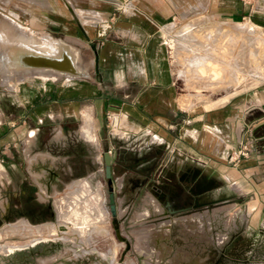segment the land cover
Returning <instances> with one entry per match:
<instances>
[{"label": "rangeland", "instance_id": "374dc122", "mask_svg": "<svg viewBox=\"0 0 264 264\" xmlns=\"http://www.w3.org/2000/svg\"><path fill=\"white\" fill-rule=\"evenodd\" d=\"M145 1L150 4L157 0ZM164 1L172 7L173 16L164 26L162 44L183 107L202 104L212 108L245 102L255 94L264 97V0ZM226 1L253 8L255 16L236 23L218 15L217 3ZM83 3L88 0H0V30L6 27L17 32L13 35L14 50L23 46L19 31L53 43L46 48L49 51L45 50L47 54L51 50L48 57L44 50L41 56H45L41 57L35 44L26 58L13 52L0 63V132L18 150L15 155L14 145L7 146V154L15 155V159H9L4 153L6 146L0 143V170L5 172L0 176V264H174V245L187 246L196 257L209 254L207 264H263V224L256 234L243 216L246 207L233 206L232 198L210 203L208 211L189 212L202 213L209 219L193 229L184 230L175 223L176 217L169 216L173 237L170 246L156 237L163 211L160 214V205L152 198L153 183L148 182L144 192L136 194L126 187V177L119 193L117 183L122 180L112 176L115 198L122 194L131 205L126 213L117 210V216H112L104 153L111 151L112 159L127 158L133 151H159L160 145L147 135L140 139L124 137L122 126L114 124V116L88 110L85 101L78 120L64 116L58 90L90 79L98 66L97 50L86 41L91 33L76 32L66 24L63 29L62 25L64 20H72V4L83 7ZM57 43L60 56L54 53ZM25 44L28 47V41ZM67 49L78 53L74 62L80 73L74 79H61L60 75L55 78L52 69L34 67L38 60L64 61L69 57ZM81 54L89 72L82 65ZM28 87L34 98L25 102ZM238 150H233L231 156H236ZM42 154L49 157L30 165ZM30 168L46 174L36 180ZM69 194L75 200L69 201ZM3 200L6 209L1 205ZM55 201L62 203L59 213ZM224 206L229 208L220 213L222 208H217ZM76 209L96 213V217L72 222ZM61 224L68 225L69 232L63 233ZM180 230L196 237L177 240L174 237ZM253 233L256 237L252 238ZM10 245L25 247L8 252Z\"/></svg>", "mask_w": 264, "mask_h": 264}, {"label": "crops", "instance_id": "0c3cea01", "mask_svg": "<svg viewBox=\"0 0 264 264\" xmlns=\"http://www.w3.org/2000/svg\"><path fill=\"white\" fill-rule=\"evenodd\" d=\"M83 4H72V20L66 19L62 25L63 29L91 33L86 41L97 50L98 66L90 79L58 90L64 116L78 120L85 101L88 110L114 116V124L122 126L124 137L140 139L147 135L160 145L159 151L149 148L133 151L131 157L113 158V176L122 180L117 183L118 192L122 193L126 177V187L136 194L144 192L145 185L152 182V198L172 218L203 215L188 213L208 211L210 203L232 198L233 206L246 207L243 216L256 234L263 224L264 245V97L255 94L245 102L212 108L202 104L183 107L162 44L164 26L173 16L172 7L164 0L150 4L145 0H88ZM216 8L218 15L236 23L255 16L253 8L245 9L235 2H218ZM31 92L28 87L25 102L33 100ZM247 127L249 133L245 131ZM1 135L0 132V143L6 146L4 153L15 159V144ZM12 144L14 156L7 154V146ZM244 144L250 146V154L232 157V151ZM1 175H5L2 170ZM130 207L122 194L117 197L118 211L126 213ZM227 207L217 209L222 208V213ZM192 237L196 236L181 231L174 238ZM186 248L174 245L171 253L188 251Z\"/></svg>", "mask_w": 264, "mask_h": 264}, {"label": "bare ground", "instance_id": "6f19581e", "mask_svg": "<svg viewBox=\"0 0 264 264\" xmlns=\"http://www.w3.org/2000/svg\"><path fill=\"white\" fill-rule=\"evenodd\" d=\"M17 26V25H16ZM13 29V28H12ZM14 30H15V28H14ZM11 31H13V30H11V29H9V28H6V27H4V29L3 30H0V48H3V49H5L3 52L1 51V49H0V63H2V62H4L5 60H8L9 58H10V56H11V54H13V52H15V53H19V55H21L22 57L21 58H26L27 57V52H30V48H32V45H35L36 44V49H37V47H38V50H40V51H38L37 53L38 54H40V56H41V52H43V50H44V52H45V50H46V48L48 47V45H49V43H50V40L47 38L46 40H44V41H41V39H38V37H36V36H34V35H30V34H26V33H24V32H20L19 31V33H18V38H19V42L21 43V42H23V46L22 45H19V46H16V50H14V44H13V41H14V32H11ZM15 34H17V32H15ZM16 39V38H15ZM45 39V38H44ZM54 40H56V39H54ZM54 40H53V42H54ZM25 41H28V47H25L26 46V44H25ZM15 42V41H14ZM57 42V41H56ZM62 42V41H61ZM52 43V42H51ZM50 43V44H51ZM17 45V44H16ZM51 45H53V43L51 44ZM50 45V46H51ZM31 46V47H30ZM49 46V47H50ZM48 47V48H49ZM66 47H68V46H66ZM71 47V46H70ZM29 50H28V49ZM74 48V47H73ZM54 53L57 55V56H60V46H59V44L57 43V45L54 47ZM28 50V51H27ZM32 50V49H31ZM61 50H63V49H61ZM75 50V49H74ZM73 49H67V51H68V53H69V57H67V59H65L64 61L61 59V60H59V59H57V60H50V61H46V62H43V61H34L35 62V64H34V67L35 68H38V69H40V68H45V67H47L48 69L50 68V69H52V73H53V76L55 77V78H59V75H60V77L61 76H63L61 79H70V80H72V79H74L73 77L75 76V75H78V73H80L79 71H80V67L77 65V64H75V62H74V60L76 59V56L78 55V53L76 52V51H74ZM47 51H49V50H46V52ZM78 51V50H77ZM6 52V53H5ZM33 52H34V48H33ZM32 51H31V53H33ZM44 53L45 55H46V57H48L47 55L48 54H50L51 55V50H50V52L47 54V53ZM4 55H3V54ZM37 53H35V54H37ZM53 53V52H52ZM34 54V53H33ZM32 54V55H33ZM43 54V53H42ZM42 55L41 57H43V56H45V55ZM55 54H54V56H55ZM36 56V55H35ZM52 56H53V54H52ZM53 56V57H54ZM49 57H51V56H49ZM56 57V56H55ZM36 58H37V56H36ZM38 58H39V55H38ZM31 59V57L29 56V54H28V61ZM41 59V58H40ZM45 59V58H44ZM50 59V58H49ZM26 60V59H25ZM76 61V60H75ZM11 62V61H10ZM8 64V63H7ZM20 64V63H19ZM81 64V63H80ZM9 65V64H8ZM22 65H24V64H22ZM26 65L27 64H25V68H26ZM31 66V65H30ZM21 67H23V66H21ZM6 68V67H5ZM24 69V68H23ZM21 70V69H20ZM43 70V69H42ZM36 71V70H35ZM26 72V71H25ZM49 72V71H48ZM27 73H29V72H27ZM30 74V73H29ZM76 77V76H75ZM48 79V78H47ZM39 157H41L43 160H45V158H46V155H38L37 157H35L34 159H32L31 160V164L32 163H34V162H36L38 159H39ZM41 159V160H42ZM46 171H44L43 173H40V172H35V171H33L32 173L35 175V177H42L43 176V174H46L45 173ZM68 199H69V201L71 200V201H73V200H75V197L73 196V194H69L68 195ZM58 200V199H57ZM66 202H68V200L66 201ZM151 202V201H150ZM149 202V203H150ZM60 203L61 202H59V201H55V207H56V210L58 211V213H59V211L61 210L60 209V207L62 208V203H61V205H60ZM72 203V202H71ZM154 203H156V202H154ZM68 204H70L69 202H68ZM76 203H74V205H75ZM1 205L3 206V208L4 209H6V205H7V203H6V201L5 200H3L2 202H1ZM151 205V204H150ZM156 205H157V203H156ZM154 207V206H153ZM158 207H159V205H158ZM67 208V207H66ZM158 210H161L160 211V214H161V212L163 211V220L160 222V225H159V230H158V233L156 234V237H157V239L159 240V241H161L162 243L164 242L165 244H167V245H172V239H171V235H170V233H171V218L169 217V215H168V213L165 211V209L163 208V207H161V205H160V209H158ZM62 211V210H61ZM67 211V210H66ZM68 211H69V209H68ZM75 211V210H74ZM70 212V211H69ZM83 212H85V211H82V210H80V209H76V213H75V218H73L72 220V222H74L75 221V219L76 220H78V221H82V220H88V219H90L91 217H96V213H92V214H89V212H88V214H85V213H83ZM66 213V212H65ZM64 213V214H65ZM72 213V212H71ZM70 213V214H71ZM154 213V212H153ZM60 214H61V212H60ZM63 214V215H64ZM70 214H68V217H69V215ZM154 214H156V213H154ZM59 215V214H58ZM63 215H61V216H63ZM73 215V214H72ZM60 216V217H61ZM58 218V217H57ZM205 220H206V217L204 216V215H199V214H194V215H183V216H180V217H177L176 218V220H175V223L179 226V227H181V228H183L184 230L185 229H193V228H196L198 225H199V223H204L205 222ZM207 220H209L208 218H207ZM71 221V220H70ZM79 223V222H78ZM77 223V224H78ZM206 223H208V222H206ZM70 226V225H69ZM52 229H53V231H55L56 230V228H54V227H51ZM60 228V227H59ZM61 230H62V232L63 233H66V232H69V227H68V225H66V224H61ZM183 230V231H184ZM224 237V236H223ZM206 238V237H205ZM46 240V239H45ZM38 241H40V240H37V241H35V242H33L34 244L35 243H37ZM219 241V240H218ZM221 244V243H220ZM25 246H23V245H10L9 247H8V252H12V251H14L15 249H22V248H24ZM209 259V254H205L204 256H201V255H199V256H193V255H191V253L189 252V251H186V250H184V249H180L179 251H176L175 252V254H174V257H173V261H174V264H186V263H189V264H201V263H206L207 264V260ZM186 262V263H185Z\"/></svg>", "mask_w": 264, "mask_h": 264}, {"label": "water", "instance_id": "95a60500", "mask_svg": "<svg viewBox=\"0 0 264 264\" xmlns=\"http://www.w3.org/2000/svg\"><path fill=\"white\" fill-rule=\"evenodd\" d=\"M104 161H105V174H106V178L109 180L108 184H109V207H110V211L112 213L113 217L117 216V204H116V198H115V194H114V188L112 186L113 184V180H112V176H113V171H112V163H113V159H112V155H111V151H107L104 153ZM118 236H120V231H117Z\"/></svg>", "mask_w": 264, "mask_h": 264}, {"label": "built area", "instance_id": "2783aa9c", "mask_svg": "<svg viewBox=\"0 0 264 264\" xmlns=\"http://www.w3.org/2000/svg\"><path fill=\"white\" fill-rule=\"evenodd\" d=\"M251 152V148L248 144H244L236 153V157L248 156Z\"/></svg>", "mask_w": 264, "mask_h": 264}, {"label": "flooded vegetation", "instance_id": "af4514ba", "mask_svg": "<svg viewBox=\"0 0 264 264\" xmlns=\"http://www.w3.org/2000/svg\"><path fill=\"white\" fill-rule=\"evenodd\" d=\"M115 194V193H114ZM117 200V199H116Z\"/></svg>", "mask_w": 264, "mask_h": 264}]
</instances>
